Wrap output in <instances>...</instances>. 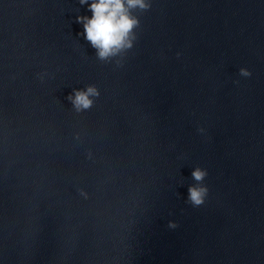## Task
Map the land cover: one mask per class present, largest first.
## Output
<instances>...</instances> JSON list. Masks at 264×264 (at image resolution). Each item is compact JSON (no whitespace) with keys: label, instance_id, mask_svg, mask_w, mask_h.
Wrapping results in <instances>:
<instances>
[{"label":"water","instance_id":"water-1","mask_svg":"<svg viewBox=\"0 0 264 264\" xmlns=\"http://www.w3.org/2000/svg\"><path fill=\"white\" fill-rule=\"evenodd\" d=\"M77 14L0 0V264H264V0H152L106 60Z\"/></svg>","mask_w":264,"mask_h":264},{"label":"clouds","instance_id":"clouds-1","mask_svg":"<svg viewBox=\"0 0 264 264\" xmlns=\"http://www.w3.org/2000/svg\"><path fill=\"white\" fill-rule=\"evenodd\" d=\"M85 4L89 14H77L75 20L82 27V33L77 35L83 37L95 49L96 56L101 60L115 56L125 49L133 46L136 38L135 29L140 21L133 14V9L146 10L150 8L152 0H79ZM179 55V52L177 53ZM240 76L251 75L249 68L241 66L238 68ZM235 83V81H234ZM99 90L95 85H86L83 89H73L67 99L77 110H86L92 106V97L98 96ZM198 131H204L198 128ZM191 175L196 183L187 188V201L192 206L204 203L208 187L202 181L207 175V170L199 165L193 167ZM168 226L175 228L176 221L169 220Z\"/></svg>","mask_w":264,"mask_h":264}]
</instances>
